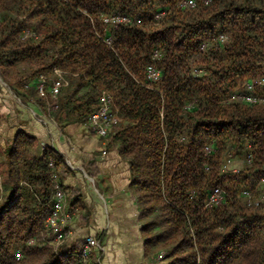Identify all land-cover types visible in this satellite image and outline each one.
I'll return each mask as SVG.
<instances>
[{"label": "trees", "instance_id": "16d2710c", "mask_svg": "<svg viewBox=\"0 0 264 264\" xmlns=\"http://www.w3.org/2000/svg\"><path fill=\"white\" fill-rule=\"evenodd\" d=\"M182 1L0 0V77L36 90L60 69L68 85L40 101L86 123L109 94L119 121L105 138L129 167L148 258L264 264V104L230 100L264 75V0ZM111 14L129 22L107 26ZM149 65L161 73L152 85ZM233 148L246 150L244 163L224 170ZM63 166L22 131L0 149V264H99L93 252L79 258L83 240L52 244L46 218ZM217 188L220 201L208 205ZM243 189L262 201L247 205Z\"/></svg>", "mask_w": 264, "mask_h": 264}, {"label": "crops", "instance_id": "0c3cea01", "mask_svg": "<svg viewBox=\"0 0 264 264\" xmlns=\"http://www.w3.org/2000/svg\"><path fill=\"white\" fill-rule=\"evenodd\" d=\"M19 131L37 140L39 154L49 148L63 156L58 180L72 212L65 242L94 236L99 264H162L145 255L129 167L117 148L73 112L43 104L34 83L15 91L0 77V149Z\"/></svg>", "mask_w": 264, "mask_h": 264}, {"label": "built area", "instance_id": "2783aa9c", "mask_svg": "<svg viewBox=\"0 0 264 264\" xmlns=\"http://www.w3.org/2000/svg\"><path fill=\"white\" fill-rule=\"evenodd\" d=\"M208 2L209 0H204ZM180 6H194L193 0H183L180 3ZM163 15V13L157 14L155 17L158 19ZM2 16L0 14V24H1ZM102 22L110 27H116L120 24H125L129 22V18L124 15L111 14L101 17ZM28 33L27 31L25 32ZM223 35H219L218 40L222 42L224 40ZM104 42L107 45H111V38L104 37ZM156 55V53H155ZM196 73H199L197 71ZM53 76L49 78L47 75H40L36 85V92L39 97H46L47 93L53 99H56L59 91L68 85V81L65 79L63 72L55 68L53 70ZM160 70L154 65H149L145 69V78L147 80L148 85H152L160 80ZM230 100L236 102H244V103H262L264 104V75L248 80L245 83V92L243 93H235L230 97ZM52 107L56 108L57 103L53 102L51 104ZM119 118L117 116V110L112 109V100L109 94L106 92H102L99 96V105L98 107L90 113L88 116L87 124L88 127L98 136L105 138L107 136L109 128L117 123ZM210 148H206V152L208 153ZM250 160V156H248L247 161ZM52 166V162L49 163ZM223 169H228V165L224 164ZM235 171V169H231ZM54 182L52 185L51 192V207L49 214L46 218V226L50 233L52 234V244L56 249L61 244L65 243V241L71 236L72 231L70 228V221L72 218V212L67 208V200L68 195L66 190L63 188L59 180L57 179L56 174L53 175ZM1 176H0V189H2L1 184ZM260 183H264V176L259 179ZM240 196L245 198L247 205H258L260 201L263 199V195L260 197H255L254 193L250 190L243 189L241 191ZM221 199V192L217 188L215 189L208 201V205H212L213 203H218ZM99 244L97 239L94 236H86L83 239V244L79 251V258L82 261L88 257V255L94 251V249H98ZM20 257L19 252L16 253V258ZM158 259H162V253H159Z\"/></svg>", "mask_w": 264, "mask_h": 264}, {"label": "rangeland", "instance_id": "374dc122", "mask_svg": "<svg viewBox=\"0 0 264 264\" xmlns=\"http://www.w3.org/2000/svg\"><path fill=\"white\" fill-rule=\"evenodd\" d=\"M246 153V150L243 149V150H240V149H232L231 151H229L227 153V160L225 161V164L228 165V168H231V169H238L242 166V164L244 163V160H245V154ZM2 180V179H1ZM2 184V182H1ZM2 192L3 190L0 189V200L2 198ZM49 235V234H48ZM47 235V236H48Z\"/></svg>", "mask_w": 264, "mask_h": 264}]
</instances>
